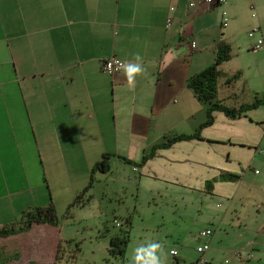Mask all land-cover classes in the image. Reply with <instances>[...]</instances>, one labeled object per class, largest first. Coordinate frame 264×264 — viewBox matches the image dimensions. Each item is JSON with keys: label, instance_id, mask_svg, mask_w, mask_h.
Wrapping results in <instances>:
<instances>
[{"label": "crops", "instance_id": "obj_1", "mask_svg": "<svg viewBox=\"0 0 264 264\" xmlns=\"http://www.w3.org/2000/svg\"><path fill=\"white\" fill-rule=\"evenodd\" d=\"M255 27L248 36L257 41L249 46L245 32ZM259 39L264 0H0V227L51 202L64 213L59 210H67L107 154L110 170H96L94 183L97 178L104 184L100 190L110 203L111 192L126 194L133 182L153 184L150 191L161 197L170 187L237 196L246 170L259 152L264 155V118L255 114L262 104L235 118L214 110L213 123L200 136L154 147L196 133L207 120L209 104L188 81L215 62L220 42L247 54L239 81L252 76L256 84L229 102L238 86L227 81L232 54L220 66L217 99L240 107L264 96V66L253 57H264V44L256 48ZM136 53L146 72L134 86L122 72L101 68L112 56L134 62ZM224 86L229 89L223 94ZM126 166L140 179L127 177ZM116 167L112 181L118 186L110 191L107 179ZM229 172L242 177L217 180ZM212 179L210 193L206 183ZM86 198L88 193L77 205L84 207ZM131 225L127 217L125 227ZM67 239L62 222L0 235V264H55Z\"/></svg>", "mask_w": 264, "mask_h": 264}, {"label": "rangeland", "instance_id": "obj_2", "mask_svg": "<svg viewBox=\"0 0 264 264\" xmlns=\"http://www.w3.org/2000/svg\"><path fill=\"white\" fill-rule=\"evenodd\" d=\"M251 28L245 32L249 46L257 41L256 37L248 36ZM246 47V51H259ZM232 49L234 58L227 61L231 77L239 73L241 67L248 68L250 62L246 53L241 54L239 48L234 46ZM253 57L260 62V66H264L263 56ZM240 74L232 79L233 82L238 81V86L234 88L235 94L231 97L224 95L229 102L233 103L232 99L247 95L248 90L256 84L252 76L247 80L244 77L241 80L243 82L239 81L244 75ZM228 82L231 83L230 80ZM243 87L245 89L242 91ZM228 89V86H224L222 93ZM249 96H252L250 91ZM255 114L264 118L263 104L256 109ZM261 147L264 151V144ZM255 169L259 172L256 173ZM118 170L116 167L111 178L105 180L110 191L118 186L112 181L115 175L118 176ZM246 171L240 192L229 199L216 193L186 194L172 190V187L161 197L158 192L150 191L153 184L138 185L132 181L126 194L121 195V191L120 195L111 192L114 201L110 203L109 198L103 197L100 190L104 184L96 178L93 188L88 191L89 198L86 199L89 201L84 207L75 205L69 213L64 209L59 210L64 213H57L69 239L63 243V255L55 264H128L132 250L149 240L163 244L167 253L166 264H195L201 257L197 247L205 242V238L199 236L204 229H212L213 234L207 238L210 243L204 255L207 263L202 264H264V155L261 152L256 155L255 164ZM125 172H128L127 177L140 179V174L131 166ZM83 189L81 187L80 191ZM127 217L132 219L129 229L125 227ZM115 218L120 221L118 225ZM122 228L129 230L123 258L109 252L110 238L120 233ZM126 231L122 230V234H126ZM0 255H3L1 250Z\"/></svg>", "mask_w": 264, "mask_h": 264}, {"label": "trees", "instance_id": "obj_3", "mask_svg": "<svg viewBox=\"0 0 264 264\" xmlns=\"http://www.w3.org/2000/svg\"><path fill=\"white\" fill-rule=\"evenodd\" d=\"M255 29L258 30V27L253 28L250 32H256L257 30L255 31ZM231 57H232V48L230 44L226 42H220L218 45V53H217L215 62L212 65H210L208 68L201 71L200 73H196L189 78V81H188L189 87L194 91V93L197 95L198 98L202 99L203 101L209 104L207 120L201 125V127L197 130L196 133L192 135H181L179 137H175L173 140H170L168 142H163L160 145H156L154 147V150H157L158 148H161V147H167L173 141L178 140V139H186V138H192L195 136H200V129L213 123L214 121L213 111L214 110L223 111L225 112L226 115L235 118V117L242 116L248 110L256 108L260 104H264V96L262 98H257L251 104H243L240 107L228 106L225 103L217 99L218 79L221 74L220 66L223 62L228 61ZM238 75L239 73L235 74L234 76L228 78L227 81L230 80L231 82L232 79H236ZM154 154L155 152L153 151L151 155H154ZM109 158L110 156L107 154L103 157V159L100 162L96 163V165L92 169L89 184L85 187V189L80 194H78L75 197L74 201L67 208V213H69L71 208H73L75 205L79 203V201H81L84 194L88 193L90 188L93 186L95 171L100 170L103 172H108L110 170ZM147 158L148 156L144 157L140 165L143 164V162H145ZM125 160H127L128 162H131L132 164H136L133 161H129L126 158ZM241 177H242L241 174L229 172V173L221 174L217 180L238 181L241 179ZM214 182H215V179H212V180H208L206 183V189L210 193L213 190ZM44 222H48L51 224L60 223V218L57 215V211H56V208L53 202L49 203L47 206H36L32 209H27L23 211L22 218L20 220H18L17 222H14L11 225H5L3 227H0V235L9 236L14 233L27 231L35 223H44ZM127 233L128 232L126 231V234H124V236L114 235L113 237L110 238L109 252L112 255L120 256L121 258L125 256V252L127 248V241H128ZM205 242L208 243L207 241ZM78 250H80L79 246H78ZM58 251H59V254L57 256V261L60 260L63 255V248L61 244L59 245Z\"/></svg>", "mask_w": 264, "mask_h": 264}, {"label": "clouds", "instance_id": "obj_4", "mask_svg": "<svg viewBox=\"0 0 264 264\" xmlns=\"http://www.w3.org/2000/svg\"><path fill=\"white\" fill-rule=\"evenodd\" d=\"M113 64L116 65L115 71L122 72L128 85L134 86L137 76L146 72L143 58L139 53L134 55V62H122L119 60L110 61L107 71H113ZM167 253L163 244L155 240L141 243L132 250V255L128 257V264H166Z\"/></svg>", "mask_w": 264, "mask_h": 264}, {"label": "built area", "instance_id": "obj_5", "mask_svg": "<svg viewBox=\"0 0 264 264\" xmlns=\"http://www.w3.org/2000/svg\"><path fill=\"white\" fill-rule=\"evenodd\" d=\"M204 1H206V2H209V3H213V2H216V1H224V0H204ZM257 29H255V31H256ZM255 32H250V36H252L253 34H254ZM264 44V40L263 39H260L259 41H258V43L256 44V48H260L262 45ZM114 60H119V61H122V62H124L122 59H120V58H117V57H114V56H112V57H109V58H107V59H105V60H103V62H102V70L104 71V72H106V73H108V74H114L115 72H117V71H115V67H116V65L115 64H113V71L111 72V73H109L108 71H107V66H108V64H109V62L110 61H114ZM257 172V171H256ZM115 223H117V224H119L118 222H117V220L115 219ZM213 234V230L212 229H204V230H202L201 232H200V238H207L208 236H210V235H212ZM209 248H210V243H203V244H200V245H198V247H197V251L200 253V255H201V257H200V259H199V261H197L195 264H202V263H207V260L205 259V257H204V255H205V253L207 252V250H209ZM238 255H240V253L238 254ZM237 255V256H238Z\"/></svg>", "mask_w": 264, "mask_h": 264}]
</instances>
